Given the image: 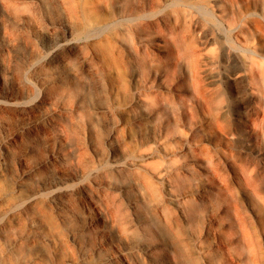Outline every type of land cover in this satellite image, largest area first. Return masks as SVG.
Returning a JSON list of instances; mask_svg holds the SVG:
<instances>
[{
	"label": "bare ground",
	"instance_id": "1",
	"mask_svg": "<svg viewBox=\"0 0 264 264\" xmlns=\"http://www.w3.org/2000/svg\"><path fill=\"white\" fill-rule=\"evenodd\" d=\"M0 30V264H264V0H0ZM45 121L86 143L28 168Z\"/></svg>",
	"mask_w": 264,
	"mask_h": 264
},
{
	"label": "rangeland",
	"instance_id": "2",
	"mask_svg": "<svg viewBox=\"0 0 264 264\" xmlns=\"http://www.w3.org/2000/svg\"><path fill=\"white\" fill-rule=\"evenodd\" d=\"M54 18L55 19L53 20V22L55 23L57 29L60 30L58 32L63 31L62 27H63L64 21H62V19L59 18L57 15ZM50 24L51 23L48 22L47 26H49ZM49 28H51L50 30L52 31V33L56 32V31H54L53 27L49 26ZM45 31H47V29ZM2 35L3 34L1 33V30H0V48L5 50L6 48H8L7 43H9L12 40H11L10 36H8V37L5 36V38H4ZM12 43H13L12 51H10V52H11V58L14 62L13 63L14 67L16 68L14 70L15 71L14 72L15 81H14V85H9L8 88L14 93H24V92H27L28 86L26 85L24 80H22L24 77H22L21 72H22V67L24 64L23 59L25 58V56H27L26 51L28 50L27 49L28 45L26 44L25 41H19V40L12 41ZM75 55L79 56V53L75 52ZM8 60H10V59H8ZM62 68L64 69L65 67H62ZM23 84H24V86L26 85L27 88L24 87ZM11 86L13 87L12 89L10 88ZM53 105L55 106V105H57V103H55V101H53ZM47 107H44L40 111L39 114L45 113L47 111ZM25 122L26 121L24 119H21V118L15 119L8 126V129H9L8 132H11V133L20 132L21 131L20 129H22V126L24 125ZM48 127H50V128H48ZM103 128H105V135H107L108 127H107L106 123H103ZM63 130L64 129L60 123H58L56 125H49L45 121L42 125H40V127H38V129L35 132L32 131V132L21 134L22 136L20 138V142H18V144L15 147L16 148L15 152L17 154H19V153L21 154L22 153L21 151H24L29 145H32L34 148H33L32 152L27 155L25 163H26V167L34 168L38 164L43 162V160L46 159L49 150L53 146V143L54 144L58 143L60 141V137L63 140H65L66 142L73 144V147L71 149H69V151L71 153L73 152L75 145H77L79 147V146H83L84 143H86L82 139H80V142L78 144H75L77 142L73 143L72 141H69ZM2 132L3 131H0V138H2L4 135V133L2 134ZM0 151H1V147H0ZM71 158H72L71 162L59 161L55 165L47 164V166H45L39 173L33 174L31 176V178H30L31 182H33L34 184H36L38 182V180L43 181V182H47L53 177L54 173L57 170H62V171L68 172V173H76V171H78V168H79L78 167L79 161H78V159L74 160V157L72 155H71ZM19 172H21L20 168H19ZM77 198H78L77 196H73V197L69 196L68 201L74 205H76L77 203H80L82 205L81 200L79 198L78 199ZM71 199H73L74 201ZM102 209L105 210V208L103 206H102Z\"/></svg>",
	"mask_w": 264,
	"mask_h": 264
}]
</instances>
